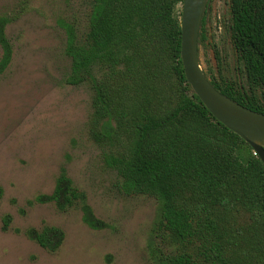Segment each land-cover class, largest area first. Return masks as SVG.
<instances>
[{
    "label": "rangeland",
    "instance_id": "1",
    "mask_svg": "<svg viewBox=\"0 0 264 264\" xmlns=\"http://www.w3.org/2000/svg\"><path fill=\"white\" fill-rule=\"evenodd\" d=\"M20 1L0 0V16L20 10L6 29L14 53L0 76V264H166L162 256L172 254L177 245L156 237L159 202L120 192L108 159L132 154L144 114L162 117L177 106L183 85L175 64L164 54L157 58L159 66L142 67L133 79H106L96 67V80L106 81L116 109L113 138L96 139L91 129L100 131L103 119L96 123L95 89L88 80L67 83L71 58L61 25L71 22L84 34L91 0H27L24 9ZM230 4L208 0V38L200 45L198 61L209 76L222 75L254 89L232 42ZM182 8L179 3L174 11L180 19ZM254 91L264 99L263 89ZM249 150L245 144L237 147L245 155ZM61 174L85 193L103 228L89 227L79 205L61 211L55 202L37 201L52 195ZM219 214L225 223L221 226L240 233L231 246L234 257L242 264H264V223L254 222L251 212L240 207ZM45 227L63 231L55 251L27 233Z\"/></svg>",
    "mask_w": 264,
    "mask_h": 264
},
{
    "label": "trees",
    "instance_id": "2",
    "mask_svg": "<svg viewBox=\"0 0 264 264\" xmlns=\"http://www.w3.org/2000/svg\"><path fill=\"white\" fill-rule=\"evenodd\" d=\"M184 0H91L88 29L80 34L71 22H62L66 33L65 52L71 58L67 83L91 81L96 123V139L111 140L115 134L113 116L115 95L110 96L106 81L98 82L97 67L107 78L136 77L142 67L159 66L167 55L183 85L181 99L166 116L144 114L138 122L139 138L131 155L108 159L119 177L118 187L125 195H147L159 202L154 226L156 237L177 245L161 260L166 264H242L231 246L240 235L225 226L219 212L240 207L251 219L264 223V164L251 147L221 124L206 108L187 82L181 60V19L174 14ZM27 0H21L24 9ZM231 37L243 64L246 81L255 90H264V0H231ZM20 10L0 16V76L12 61L13 45L7 36L9 24ZM182 16V14H181ZM208 36L203 14L198 36V52ZM159 58V59H157ZM205 73V72H204ZM210 83L236 102L264 114V99L254 89L222 75L209 76ZM114 90V88H112ZM95 127H97L95 125ZM249 146V155L237 152ZM3 188L0 186V200ZM39 202H55L61 211L79 205L83 221L101 229L99 220L84 192L65 175L57 180L50 196ZM4 229L7 227L5 220ZM28 235L42 247L55 251L63 238L57 227Z\"/></svg>",
    "mask_w": 264,
    "mask_h": 264
},
{
    "label": "water",
    "instance_id": "3",
    "mask_svg": "<svg viewBox=\"0 0 264 264\" xmlns=\"http://www.w3.org/2000/svg\"><path fill=\"white\" fill-rule=\"evenodd\" d=\"M208 0H184L181 16V60L187 82L210 113L242 138L264 164V145L253 141L244 129L264 133V114L252 110L217 90L198 61V36Z\"/></svg>",
    "mask_w": 264,
    "mask_h": 264
},
{
    "label": "bare ground",
    "instance_id": "4",
    "mask_svg": "<svg viewBox=\"0 0 264 264\" xmlns=\"http://www.w3.org/2000/svg\"><path fill=\"white\" fill-rule=\"evenodd\" d=\"M246 135H248L253 141L264 145V133L256 132L251 129H244Z\"/></svg>",
    "mask_w": 264,
    "mask_h": 264
}]
</instances>
